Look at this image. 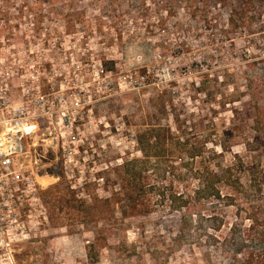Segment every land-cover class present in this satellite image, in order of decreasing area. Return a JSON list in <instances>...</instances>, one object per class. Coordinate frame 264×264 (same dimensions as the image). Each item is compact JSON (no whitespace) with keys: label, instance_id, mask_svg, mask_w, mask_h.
I'll return each instance as SVG.
<instances>
[{"label":"rangeland","instance_id":"obj_1","mask_svg":"<svg viewBox=\"0 0 264 264\" xmlns=\"http://www.w3.org/2000/svg\"><path fill=\"white\" fill-rule=\"evenodd\" d=\"M252 77L264 79V0H0V88L28 111L18 158L40 172L0 190V264H228L175 240L183 213L168 200L127 215L99 202L86 220L69 200L108 197L151 123L174 129L175 114L200 136L212 120L221 131ZM56 137L71 153L47 148ZM185 163L161 183L193 190ZM198 224L194 213L188 237Z\"/></svg>","mask_w":264,"mask_h":264},{"label":"trees","instance_id":"obj_2","mask_svg":"<svg viewBox=\"0 0 264 264\" xmlns=\"http://www.w3.org/2000/svg\"><path fill=\"white\" fill-rule=\"evenodd\" d=\"M263 80H249L244 94L249 99L232 101L241 108L231 109L232 118L221 131L212 120L204 124L207 130L200 136L193 132L194 125L191 130L184 128L175 114L174 129L151 123L139 131L136 142L141 157L124 160L114 169L124 172L108 197L87 204L74 194L69 202H76L77 217L88 219L99 202L111 215L116 208L121 215L147 212L153 194L157 201L168 200L171 209L183 213L175 239L180 244L190 241L208 248L209 262L222 257L228 264H264V101L258 86ZM236 145L241 146L240 152L233 150ZM178 160H186L197 180L193 190L177 191L174 180L161 183V174H173ZM150 168L156 178L146 175ZM194 213L199 217L198 230L195 237H188ZM88 249H95L94 243Z\"/></svg>","mask_w":264,"mask_h":264},{"label":"built area","instance_id":"obj_3","mask_svg":"<svg viewBox=\"0 0 264 264\" xmlns=\"http://www.w3.org/2000/svg\"><path fill=\"white\" fill-rule=\"evenodd\" d=\"M8 90L7 83L0 88V190L11 191L9 187L14 182H20L23 187L29 186L32 181L30 176L35 173L38 175L40 172L38 168L35 171L33 168L29 169L18 158L20 155L26 154L29 148L25 140L27 136L24 131L28 111L24 107L12 108L8 104ZM32 91H34L37 97L41 96L39 85L32 87ZM71 142H74V136L72 134ZM55 144H57V148L60 146L63 151V156L66 155V152L71 153L68 145H65L64 142H61L59 145V139L57 137L51 140L47 148L50 147L53 150ZM32 184L34 185V183ZM3 195L4 193L0 191V196L3 197Z\"/></svg>","mask_w":264,"mask_h":264},{"label":"bare ground","instance_id":"obj_4","mask_svg":"<svg viewBox=\"0 0 264 264\" xmlns=\"http://www.w3.org/2000/svg\"><path fill=\"white\" fill-rule=\"evenodd\" d=\"M41 177L45 178V177H46V175H43V176H41Z\"/></svg>","mask_w":264,"mask_h":264},{"label":"water","instance_id":"obj_5","mask_svg":"<svg viewBox=\"0 0 264 264\" xmlns=\"http://www.w3.org/2000/svg\"><path fill=\"white\" fill-rule=\"evenodd\" d=\"M56 175L58 176V173Z\"/></svg>","mask_w":264,"mask_h":264}]
</instances>
